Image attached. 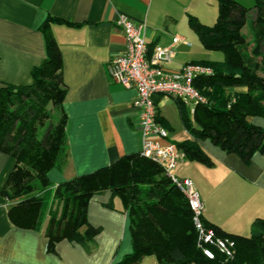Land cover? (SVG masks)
<instances>
[{"label":"crops","instance_id":"crops-1","mask_svg":"<svg viewBox=\"0 0 264 264\" xmlns=\"http://www.w3.org/2000/svg\"><path fill=\"white\" fill-rule=\"evenodd\" d=\"M237 1L249 5V0ZM119 15L143 26L150 51L155 44L171 47L173 57L166 68L176 70L208 59L210 51L188 18L213 25L218 6L217 0H0V85L31 83L32 70L46 57L41 26L56 19L50 30L65 88L67 155L47 173L50 185L36 192L38 196L53 197L58 185L142 147L138 111L132 104L136 91L113 81L108 73L110 59L125 49L123 32L116 25ZM154 99L160 123L168 130L167 140L177 142L169 137L171 123L162 111L172 101L180 110L177 102L162 95ZM252 120L264 127L263 118ZM202 146L212 164L185 158L179 175L193 180L204 204V220L226 232L249 235L255 219L264 217V151L255 152L246 163L209 140ZM13 166L14 159L0 151V264H115L131 252L128 214L108 190L88 201L87 220L97 229L93 240L86 247L61 240L54 252H48L41 232L14 226L8 217L11 202L2 189ZM156 263L154 255L139 262Z\"/></svg>","mask_w":264,"mask_h":264},{"label":"trees","instance_id":"trees-1","mask_svg":"<svg viewBox=\"0 0 264 264\" xmlns=\"http://www.w3.org/2000/svg\"><path fill=\"white\" fill-rule=\"evenodd\" d=\"M217 6L213 25L188 18L202 46L223 57L196 62L213 70L194 81L206 102L195 106L193 120L188 122L183 104L176 101L188 137L173 143L186 159L207 165L212 161L202 146L204 140L248 163L255 152L264 151V127L252 120L264 119V0H254L250 7L237 0H217ZM53 20L41 26L46 57L32 70L31 83L0 85V151L14 159L2 193L8 200L18 198L10 204L8 217L14 226L37 232L51 195L36 192L48 189L47 173L67 155V116L62 108L65 88L50 30ZM244 26L250 38L243 33ZM48 103L59 109L61 119L43 125L38 118ZM156 120L161 122L158 112ZM105 190L121 200L129 219L132 250L115 264H139L146 255H154L156 264H264V217L255 219L249 235L226 232L203 218L217 236L234 242L233 257L225 258L213 249L214 258H207L196 244L186 197L158 163L140 152L123 155L54 189L53 198L62 207L60 216L52 214L42 233L48 252H54L61 240L84 247L93 240L97 229L88 223L87 205L92 195Z\"/></svg>","mask_w":264,"mask_h":264},{"label":"built area","instance_id":"built-area-1","mask_svg":"<svg viewBox=\"0 0 264 264\" xmlns=\"http://www.w3.org/2000/svg\"><path fill=\"white\" fill-rule=\"evenodd\" d=\"M116 25L125 39V49L108 63L110 78L122 85L134 87L132 102L138 111L137 123L141 132L140 154L158 163L163 173L184 194L192 212L196 231V244L207 258H214V250L225 258L234 255V242L217 236L214 229L203 223L204 204L193 180L179 175L178 168L185 159L184 153L167 140L168 130L157 120L155 97L162 95L180 101L193 113L205 97L194 87L195 79L209 76L213 70L208 65L186 63L176 70L166 68L173 57L171 47L155 44L150 51L141 24L125 15H119ZM178 41V37L173 38Z\"/></svg>","mask_w":264,"mask_h":264},{"label":"rangeland","instance_id":"rangeland-1","mask_svg":"<svg viewBox=\"0 0 264 264\" xmlns=\"http://www.w3.org/2000/svg\"><path fill=\"white\" fill-rule=\"evenodd\" d=\"M249 5L242 4L244 6L250 7L254 5V0H249ZM243 33L247 36V38H250V33L248 31V28L244 26ZM210 53V54H209ZM223 57L222 53L219 51H210L208 52V56L206 60L213 61L216 59H221ZM262 75V74H261ZM176 101V100H175ZM184 113L186 114V118L188 122H191L193 120L192 113H189L188 106L183 105ZM162 111L166 116L169 118V122L171 123V133L170 138L174 141H182L183 139L188 137V133L186 132L185 124L182 120L180 110L177 109V106L175 102H170L167 106H165ZM40 122L43 123V125H47L49 122L56 123L58 120L61 119V114L59 109L56 106H53L51 103L47 104L46 110L44 112V115L42 117L38 118ZM18 198H12L10 199V202L13 203L17 201ZM61 207L62 202L58 199L53 198L50 196V200L47 202L46 208H45V216L42 219V222L39 225V231L41 233H44L46 231V228L48 226V221L52 214H54L57 218L61 214Z\"/></svg>","mask_w":264,"mask_h":264}]
</instances>
